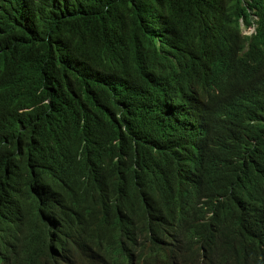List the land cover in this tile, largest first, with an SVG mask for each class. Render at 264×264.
<instances>
[{
  "label": "trees",
  "instance_id": "16d2710c",
  "mask_svg": "<svg viewBox=\"0 0 264 264\" xmlns=\"http://www.w3.org/2000/svg\"><path fill=\"white\" fill-rule=\"evenodd\" d=\"M240 21L255 34L241 38ZM199 54L238 66L245 82L225 81L221 115L234 124L216 115L234 148L216 138L214 158L235 164L209 176L224 202L234 199L224 187L263 201L264 174L252 161L264 146V76L253 65L264 58V0H0V212L18 210L35 190L39 204L40 187L61 177L55 170L78 167L45 149L49 136L84 142L107 169L148 78ZM258 255L247 250L241 264H262Z\"/></svg>",
  "mask_w": 264,
  "mask_h": 264
},
{
  "label": "clouds",
  "instance_id": "9594fccd",
  "mask_svg": "<svg viewBox=\"0 0 264 264\" xmlns=\"http://www.w3.org/2000/svg\"><path fill=\"white\" fill-rule=\"evenodd\" d=\"M239 23L241 38L255 34V24ZM253 65L264 76V58ZM228 76L245 89L238 66L202 54L151 75L130 135L113 137L107 169L84 142L49 136L45 149L56 147L78 167L55 170L61 177L40 187L39 204L35 190L18 210L0 212V264H241L251 248L264 264V195L224 187L234 197L224 202L209 176L235 164L214 158L216 138L229 153L234 148L216 119L234 124L221 115ZM252 164L264 174V146Z\"/></svg>",
  "mask_w": 264,
  "mask_h": 264
},
{
  "label": "rangeland",
  "instance_id": "374dc122",
  "mask_svg": "<svg viewBox=\"0 0 264 264\" xmlns=\"http://www.w3.org/2000/svg\"><path fill=\"white\" fill-rule=\"evenodd\" d=\"M244 34H246V33H248V32H250V31H242Z\"/></svg>",
  "mask_w": 264,
  "mask_h": 264
}]
</instances>
